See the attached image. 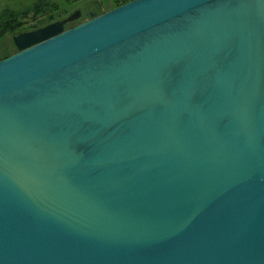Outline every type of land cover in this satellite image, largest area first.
Returning a JSON list of instances; mask_svg holds the SVG:
<instances>
[{
  "label": "water",
  "instance_id": "1",
  "mask_svg": "<svg viewBox=\"0 0 264 264\" xmlns=\"http://www.w3.org/2000/svg\"><path fill=\"white\" fill-rule=\"evenodd\" d=\"M78 16L0 59V264H264V0Z\"/></svg>",
  "mask_w": 264,
  "mask_h": 264
},
{
  "label": "rangeland",
  "instance_id": "2",
  "mask_svg": "<svg viewBox=\"0 0 264 264\" xmlns=\"http://www.w3.org/2000/svg\"><path fill=\"white\" fill-rule=\"evenodd\" d=\"M126 1L129 0H0V14L6 10L14 18H10V23L16 24V28L0 33V59L16 51L12 35L36 29L80 10L79 18L65 23L68 28L86 20L89 13L97 15Z\"/></svg>",
  "mask_w": 264,
  "mask_h": 264
},
{
  "label": "trees",
  "instance_id": "3",
  "mask_svg": "<svg viewBox=\"0 0 264 264\" xmlns=\"http://www.w3.org/2000/svg\"><path fill=\"white\" fill-rule=\"evenodd\" d=\"M90 14V13H89ZM10 13L3 11L1 14H0V22H3V24L1 25L0 23V33L3 32V31H6V30H10V29H14L16 28V24L15 23H10V18L11 20H13L14 18L13 17H10ZM79 18V17H78ZM65 27V26H64Z\"/></svg>",
  "mask_w": 264,
  "mask_h": 264
},
{
  "label": "flooded vegetation",
  "instance_id": "4",
  "mask_svg": "<svg viewBox=\"0 0 264 264\" xmlns=\"http://www.w3.org/2000/svg\"><path fill=\"white\" fill-rule=\"evenodd\" d=\"M82 8V7H81ZM79 11V15H80V10H78Z\"/></svg>",
  "mask_w": 264,
  "mask_h": 264
}]
</instances>
